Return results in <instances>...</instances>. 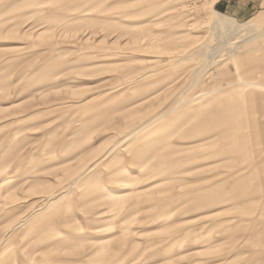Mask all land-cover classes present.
I'll list each match as a JSON object with an SVG mask.
<instances>
[{"label":"rangeland","instance_id":"1","mask_svg":"<svg viewBox=\"0 0 264 264\" xmlns=\"http://www.w3.org/2000/svg\"><path fill=\"white\" fill-rule=\"evenodd\" d=\"M216 1L0 0V264H264V12Z\"/></svg>","mask_w":264,"mask_h":264},{"label":"crops","instance_id":"2","mask_svg":"<svg viewBox=\"0 0 264 264\" xmlns=\"http://www.w3.org/2000/svg\"><path fill=\"white\" fill-rule=\"evenodd\" d=\"M216 6L221 11L241 19L264 12V0H217Z\"/></svg>","mask_w":264,"mask_h":264},{"label":"bare ground","instance_id":"3","mask_svg":"<svg viewBox=\"0 0 264 264\" xmlns=\"http://www.w3.org/2000/svg\"><path fill=\"white\" fill-rule=\"evenodd\" d=\"M261 20V18L260 19H258L257 20V22L258 21H260ZM216 24H219V20L217 19L216 21ZM225 22H223V25L225 26L224 27V29H226V30H230V29H233L236 25L233 23V22H231V23H228V24H224ZM238 25H241V24H238ZM256 25V24H255ZM254 25V26H255ZM238 27H241V26H238ZM242 28V27H241ZM241 31V30H240ZM243 31V30H242ZM239 34H240V32H238ZM242 33V32H241ZM264 36V35H263ZM258 37H260V36H258ZM262 37V36H261ZM264 40V39H263ZM232 44V43H231ZM237 51V50H236ZM232 54L234 55V53H233V51H232ZM252 84H256V83H252ZM257 85H260V86H264V84H257Z\"/></svg>","mask_w":264,"mask_h":264}]
</instances>
